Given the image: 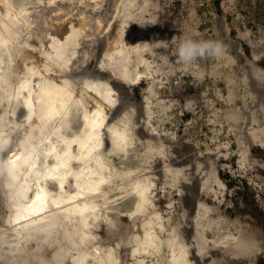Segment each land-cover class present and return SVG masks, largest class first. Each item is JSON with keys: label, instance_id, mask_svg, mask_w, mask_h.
<instances>
[{"label": "rangeland", "instance_id": "374dc122", "mask_svg": "<svg viewBox=\"0 0 264 264\" xmlns=\"http://www.w3.org/2000/svg\"><path fill=\"white\" fill-rule=\"evenodd\" d=\"M11 1L26 6L30 22L36 20L30 32L40 33L49 20L43 11L49 0ZM71 1L70 11L64 12L85 13L89 21L103 13L92 0ZM117 4L131 37L130 67L139 77L130 85L120 81L122 89H131L123 112L141 107L142 122L156 136L135 142L125 163L144 176L157 165L170 166L169 176H175L191 164L188 173H203L199 209L191 218L185 215L186 172L175 180L152 174L144 213L130 217L132 198L113 199L98 219L82 227L83 241L74 238L80 226L69 222V228L56 229L49 239L29 235V241L20 243L0 222V264H77L78 258L104 264L108 255L118 258L116 264H177L182 252L187 264H264V0ZM19 28L17 22L9 28L16 48L30 38ZM13 42L4 47L2 58L9 56ZM3 103L0 116L8 107ZM177 154L184 155L186 164H172ZM188 219L190 235L185 231ZM147 221L152 222L154 244L134 253L146 237ZM2 230L7 232L1 235Z\"/></svg>", "mask_w": 264, "mask_h": 264}, {"label": "bare ground", "instance_id": "6f19581e", "mask_svg": "<svg viewBox=\"0 0 264 264\" xmlns=\"http://www.w3.org/2000/svg\"><path fill=\"white\" fill-rule=\"evenodd\" d=\"M55 1L59 0L44 6L49 20H43L35 36L30 32L34 19L30 22L26 6L0 0V89L5 91L0 103L8 102L0 116V222L10 227L20 243L29 235L49 239L69 222L80 226L74 238L83 241L82 227L90 226L91 218L98 219L113 199L132 198L130 217L142 214L151 199V175L175 180L182 171L190 177L183 188L185 215L191 218L204 191L200 187L203 173H188L190 164L169 176L170 166L157 165L151 175L144 176L125 163L135 142L155 132L147 131L141 107L137 112L132 108L123 112L130 105L131 89H122L120 81L130 85L139 77L130 67L131 37L116 11L119 0H92L103 13L90 21L85 13H67L71 0ZM16 22L30 36L18 42V48L9 32ZM11 41L13 47L4 59L1 52ZM105 71L114 77H107ZM171 159L174 165L186 164L183 154ZM190 220L185 229L188 235L193 234ZM151 225L145 222L146 237L134 253L154 244ZM6 232L2 230L1 235ZM104 259V264L118 262L112 255ZM77 264L86 263L78 258ZM177 264H187L185 252Z\"/></svg>", "mask_w": 264, "mask_h": 264}]
</instances>
